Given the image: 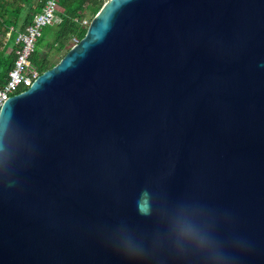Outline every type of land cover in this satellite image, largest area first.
<instances>
[{
  "label": "water",
  "instance_id": "95a60500",
  "mask_svg": "<svg viewBox=\"0 0 264 264\" xmlns=\"http://www.w3.org/2000/svg\"><path fill=\"white\" fill-rule=\"evenodd\" d=\"M0 264H264V0H107L9 97Z\"/></svg>",
  "mask_w": 264,
  "mask_h": 264
},
{
  "label": "trees",
  "instance_id": "16d2710c",
  "mask_svg": "<svg viewBox=\"0 0 264 264\" xmlns=\"http://www.w3.org/2000/svg\"><path fill=\"white\" fill-rule=\"evenodd\" d=\"M0 0V88L8 81L9 72L17 58V32L25 30L41 11L47 0ZM24 1V6L22 4ZM40 1V4L37 2ZM106 0H59L57 18L48 23L37 41L31 56L34 68L40 74L53 67L54 53L62 57L84 37L88 24ZM27 3L29 8L26 7ZM25 89L22 87V90Z\"/></svg>",
  "mask_w": 264,
  "mask_h": 264
},
{
  "label": "built area",
  "instance_id": "2783aa9c",
  "mask_svg": "<svg viewBox=\"0 0 264 264\" xmlns=\"http://www.w3.org/2000/svg\"><path fill=\"white\" fill-rule=\"evenodd\" d=\"M59 0H47L41 11L34 14L33 21L25 30L17 32V58L9 72L8 81L0 88V108L9 97L31 86L40 72L34 68L31 56L44 27L57 18L56 10ZM90 24V21L84 20Z\"/></svg>",
  "mask_w": 264,
  "mask_h": 264
},
{
  "label": "rangeland",
  "instance_id": "374dc122",
  "mask_svg": "<svg viewBox=\"0 0 264 264\" xmlns=\"http://www.w3.org/2000/svg\"><path fill=\"white\" fill-rule=\"evenodd\" d=\"M107 1V0H106ZM91 22V21H90ZM36 45H37V43H36ZM54 58H53V60H55V62H56V64L60 61V59L62 58V55L61 54H56V53H54Z\"/></svg>",
  "mask_w": 264,
  "mask_h": 264
},
{
  "label": "crops",
  "instance_id": "0c3cea01",
  "mask_svg": "<svg viewBox=\"0 0 264 264\" xmlns=\"http://www.w3.org/2000/svg\"><path fill=\"white\" fill-rule=\"evenodd\" d=\"M9 1H10V3L14 2V0H9ZM18 1H21V0H18ZM18 1H16V2H18ZM39 2H40V1H38L37 4H40ZM22 4H23V6H24V4H25L24 1H22ZM28 5H29V4L27 3V5H26L27 8H29ZM44 5H45V4H44ZM43 7H44V6H43Z\"/></svg>",
  "mask_w": 264,
  "mask_h": 264
},
{
  "label": "clouds",
  "instance_id": "9594fccd",
  "mask_svg": "<svg viewBox=\"0 0 264 264\" xmlns=\"http://www.w3.org/2000/svg\"><path fill=\"white\" fill-rule=\"evenodd\" d=\"M77 43V42H76ZM188 231H190V230H188Z\"/></svg>",
  "mask_w": 264,
  "mask_h": 264
}]
</instances>
